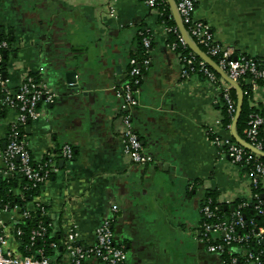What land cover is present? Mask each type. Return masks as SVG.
I'll return each mask as SVG.
<instances>
[{
  "label": "crops",
  "instance_id": "0c3cea01",
  "mask_svg": "<svg viewBox=\"0 0 264 264\" xmlns=\"http://www.w3.org/2000/svg\"><path fill=\"white\" fill-rule=\"evenodd\" d=\"M193 1L194 17L209 25L233 57L264 63V0ZM161 14L144 0H0V27L13 37L8 87L14 92L28 72L55 93L44 115L24 128L33 161L51 155L56 164L26 207L33 210L40 202L51 216V235L75 226L87 247L117 205L112 226L115 242L127 251L125 264H221L200 239V207L210 192L228 207L252 196L248 174L219 155L207 136L223 119L221 88L228 82L219 75L212 83L198 72L182 77L184 64L166 30H178L177 23L171 8L167 21ZM139 32L152 37L131 115L149 158L145 165L123 153L114 91L125 78ZM240 80L251 84L247 77ZM240 88L248 107L263 117L264 138V83ZM13 116L10 110L0 119L2 148ZM231 126L221 134L232 137ZM66 144L73 149L70 159L59 156ZM20 219L19 209L0 207V234ZM7 246L18 251L12 236ZM62 255L56 253L53 264H65ZM85 264L102 263L90 257Z\"/></svg>",
  "mask_w": 264,
  "mask_h": 264
},
{
  "label": "built area",
  "instance_id": "2783aa9c",
  "mask_svg": "<svg viewBox=\"0 0 264 264\" xmlns=\"http://www.w3.org/2000/svg\"><path fill=\"white\" fill-rule=\"evenodd\" d=\"M148 7L158 8L166 0H144ZM178 15L185 27L188 36L210 57L217 59L218 67L233 81L239 82L243 77H247L253 87L264 83V63L253 56L233 57L230 48L221 46L209 27V25L194 17L195 4L193 0H174ZM161 11V10H160ZM113 13V9H110ZM162 13V12H161ZM167 31L177 34V43L169 44L172 50L176 51L177 45L187 46L180 32L176 28L167 27ZM142 34V32H139ZM152 37L143 35L142 45L145 49H150ZM9 48L8 41H0V61L4 52ZM142 58L131 57L129 68L125 78L114 86L116 96L120 101V121L122 128L119 131L123 142V153L129 157L135 165H145L149 158L145 156L141 140L133 127L131 115L133 109L138 105V92L143 73L149 65V54L145 50ZM195 58L193 52L189 57L183 58L186 64L192 63ZM181 59V58H180ZM182 60V59H181ZM198 71L212 83H217L218 77L203 60L198 62ZM189 74L186 69L182 70V77ZM7 77L0 72V107L5 106L8 111L14 113L9 121L6 135L5 146L0 147V178L7 177L11 173H21L27 184L23 189L36 190L46 183L51 175L56 171L55 161L51 155L41 161H33L28 148L25 126L44 115V106L48 105L54 98L55 93L46 88L44 84L37 81L30 73L25 72L18 88L14 93L8 87ZM232 85L225 84L221 88V98L226 112L232 117L236 111V102L231 95ZM263 117L257 112L248 115L247 125L244 129L245 141L256 150L264 152L263 143L259 138ZM222 119L207 129L209 141L214 145L219 155H226L232 165L238 166L248 174L252 189L258 184L264 187V162L261 156L250 151L237 143L231 136L222 135ZM228 129V128H227ZM63 159H70L73 156L71 145H64L59 152ZM254 196H257L254 194ZM34 209H39L41 213L48 214L46 208L40 203L35 202ZM243 204H239L240 208ZM257 205L258 213H263L262 208ZM4 210L10 208L9 204L0 205ZM117 205L111 207L110 216L105 218L95 228V241L90 246H83L79 242V232L77 228L68 227L62 235L59 243L51 242L49 247L56 249L58 244L63 251L62 259L65 264H85L90 257L98 259L102 264H125L127 251L122 244L114 240L113 222L116 220ZM217 206H213L210 198L200 207V239L206 244L207 250L216 253L220 257L221 264H263L264 252L253 253L249 248L252 237L264 235V228L259 227L255 234L238 233L237 229L244 226V218L239 211L234 212L230 219L217 215ZM29 209L20 212L21 217L29 215ZM45 228L40 226L30 231V239L43 236ZM22 235L20 227L15 226L10 230H4L0 234V264H53V259L44 254L45 247L37 249L35 254H22L7 246L9 236L17 239ZM233 247L238 254H233L226 259L221 255ZM243 254V255H242ZM244 256V257H243ZM243 257V259H242ZM245 262V263H244Z\"/></svg>",
  "mask_w": 264,
  "mask_h": 264
},
{
  "label": "trees",
  "instance_id": "16d2710c",
  "mask_svg": "<svg viewBox=\"0 0 264 264\" xmlns=\"http://www.w3.org/2000/svg\"><path fill=\"white\" fill-rule=\"evenodd\" d=\"M158 8L162 12L160 19L167 21V16L170 15V8L168 3L164 1L162 4H160ZM167 24L172 25L170 23ZM145 34H146L145 32H142V34H139L137 36V48L136 51L132 54V57H136L137 59L142 58L144 55H147L145 54V50L147 51L148 54L150 53V49H145L142 45V37ZM169 35H170L169 44L178 42L176 33L170 32ZM3 39L8 41L9 48L6 51H2L4 52V54L2 56V60L0 61V72L7 74L8 55L11 52V50L14 49L13 39H11L9 33L4 31L3 28L0 27V41ZM176 52L180 55V58L182 59L181 61L184 64V69L187 70L188 74L194 72L200 73L198 71V67H199L198 62L200 58L197 57L196 55L192 63L186 64L183 62V58L189 57V53L192 52L188 46L182 47L180 45H177ZM212 59L214 61H217L215 57H212ZM212 71L215 73L217 77H219V75L214 70ZM239 82L243 90H249L251 88V84L249 85L243 84L242 80H239ZM231 95L236 102L237 97L234 88L231 89ZM7 112H8V108L5 106H1L0 119H3L6 116ZM222 112H223L222 126L224 128L223 130L227 131V128L229 127V125H231L233 117L226 112L224 105ZM251 112H257V111H255L251 107H248L246 102V96H244L241 112L236 123L237 133L243 139H245V135L243 131L247 125L248 115ZM259 138L263 143L262 149L264 150V138L262 136L261 129L259 133ZM261 160L264 162L263 157H261ZM26 184L27 181L25 177L18 172L11 173L7 177L1 178L0 205L7 203L9 204L10 208L17 206L20 212L26 209L27 203L30 202L35 197L36 191L38 190V189L36 190L23 189ZM254 194L257 196H254ZM208 198L212 200L213 206H217L216 212L219 217L230 219L233 216L234 212L239 211L241 213V215L244 218V226L237 229L238 233L252 235L257 233L259 227L264 228V187L261 184H258L256 187H253L252 196L249 200L235 201L233 203V207H234L233 211H230L228 209V205L218 203L214 192L208 193L206 199ZM239 204H243V205L240 208H238ZM257 205H260L259 207L262 208L263 213L261 214L258 213V209L256 208ZM224 207H226L225 210L223 209ZM51 222H52L51 216L49 214L41 213L39 209L30 210L28 217L25 218L21 217L20 222L16 225L17 227H20V229L22 230V235L16 239L18 251L22 254H35L38 248L45 247L44 254L46 256H49L51 259L53 258H55L56 260L59 259V256L56 257V253L61 251L60 245L58 244V247L53 250L49 247V244L51 242L59 243L62 235L59 236L57 234L51 235V227H50ZM40 226L45 228V232L43 236L36 237L34 240H31L30 231ZM248 246L253 253H257L259 251L264 252V235H262L261 237H252L250 239ZM234 250L235 249H233V247L226 250L221 255V258L226 259L233 254L239 255L238 251L235 252Z\"/></svg>",
  "mask_w": 264,
  "mask_h": 264
},
{
  "label": "water",
  "instance_id": "95a60500",
  "mask_svg": "<svg viewBox=\"0 0 264 264\" xmlns=\"http://www.w3.org/2000/svg\"><path fill=\"white\" fill-rule=\"evenodd\" d=\"M172 14L175 18V21L177 23V27L178 30L180 32V35L183 37L186 45L190 48V50L197 56L199 57L201 60H203L211 69H213L218 75H220L221 77H223L230 85H232L233 88H235L238 92V96H237V103H236V111L235 114L233 116L232 119V126H231V134L233 139L241 144L243 147H245L246 149L253 151L255 153H257L258 155H260L261 157L264 158V152L256 150L254 147H252L251 145H249L244 139H242L241 137H239L235 131V126L237 123V120L239 118L240 112H241V108H242V103H243V93L241 91L240 85L237 81H233L231 80L216 64V62L210 58L198 45H196L192 39L188 36L185 27L178 15V12L176 10V6H175V2L174 0H168ZM11 33V32H10ZM11 39H13L12 35H11ZM3 76L6 77V73H3ZM71 80V79H70ZM14 93V92H13ZM1 179V178H0ZM224 210L226 209V207L223 208ZM228 209L230 211L234 210L233 205H230L228 207Z\"/></svg>",
  "mask_w": 264,
  "mask_h": 264
}]
</instances>
